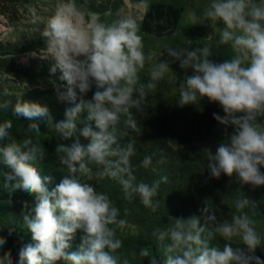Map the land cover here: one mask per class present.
Returning <instances> with one entry per match:
<instances>
[{
  "label": "clouds",
  "instance_id": "1",
  "mask_svg": "<svg viewBox=\"0 0 264 264\" xmlns=\"http://www.w3.org/2000/svg\"><path fill=\"white\" fill-rule=\"evenodd\" d=\"M139 6H146L145 0H139ZM189 16L192 24L209 21L215 28V35L209 37L230 45L234 54L217 63L210 59L213 52L207 45L165 49L185 73L191 71L178 86L177 104L199 105L206 99L224 113L213 114L225 128L226 138L208 157L212 177L235 175L241 185L264 186V0H208L201 16L195 11ZM30 23L44 24L40 34L45 48L39 55L51 60L49 78L57 84L58 99L71 106L64 119L54 123L49 112L29 108L17 97L12 111L15 126L23 128L27 137L22 145L13 137V120H0V163L11 176L5 181L6 191L12 199L20 194L34 196L21 216L33 243L19 248L16 264H121L116 254L123 247L118 228L125 221L110 197L82 177L115 180L125 198L138 197L145 209L158 211L160 187L168 176L138 180L132 164L137 156L135 141L120 144L117 138L139 131L135 113L143 110L149 94L172 71L170 64L161 59L162 52H145L133 16L107 23L86 13L78 0H64L51 18L44 21L34 15ZM154 55L155 65L146 70ZM142 74L147 78L142 79ZM93 88L92 98L86 100ZM8 106L0 104V108ZM42 127H51L64 140L76 138L70 145L57 146L58 161L67 174L51 189L52 178L43 176L40 168L45 157L39 139ZM79 137L88 142L82 144ZM160 163L145 154L139 167L157 172ZM252 203L247 197L236 200L228 220L218 218L213 204H205L188 218L170 217L165 227L152 233L163 246L162 264H264L254 255L257 248H264V234L245 211ZM78 231L82 234L78 251L69 252ZM217 237L225 242L223 247L213 243ZM13 239L8 236L9 242ZM235 241L247 254L232 246ZM6 251L0 243V264H13L11 257L5 258ZM132 255L161 264L147 247Z\"/></svg>",
  "mask_w": 264,
  "mask_h": 264
},
{
  "label": "trees",
  "instance_id": "2",
  "mask_svg": "<svg viewBox=\"0 0 264 264\" xmlns=\"http://www.w3.org/2000/svg\"><path fill=\"white\" fill-rule=\"evenodd\" d=\"M34 4L36 0H0V6L19 9L32 10ZM115 8L111 5L109 8L101 6L97 9L104 12ZM182 14V10L173 5L150 4L140 22L141 30L161 37L173 34L181 28L188 29L190 26H183L181 23ZM21 49L16 42L0 41V104L9 105L0 108V120H13L12 134L18 145H22L27 137L23 128L15 126L16 118L12 105L15 104L17 97L21 96V102L29 108L49 112L54 123L64 119L65 109L71 106L58 99L55 90L57 84L49 78L53 67L51 60L36 67L16 63L12 56ZM146 78V74H142V79ZM20 82H26L28 85L21 87ZM94 91L93 88L84 98L91 99ZM178 94L179 90L171 89L162 81L147 97L143 110L135 113L139 131L132 132L122 139L117 138L120 144L134 139L137 156L132 158V164L138 180L151 182L158 175L168 176V182L161 184L160 187L158 195L160 207L157 212L152 213L145 209L138 197L125 198L121 186L115 180L97 181L82 177L84 182L92 183L97 191L104 192L110 197L125 221L118 228V233L123 239V247L116 254L120 257L121 264L125 259L129 264H149L147 258L140 260L132 255L138 253L141 247L149 248L162 264L165 259L163 246L152 235L153 231L165 227L170 217L188 218L198 214L199 209L205 204H213L217 208L218 218L228 220L233 203L244 197L249 198L254 203L245 211L253 218L257 230L264 234V186L241 185L235 175L229 177L222 174L215 178L211 176L207 167L208 157L211 155L208 142L216 134L217 121L213 114H220L221 107L206 99L199 105L179 106ZM86 116V112L82 113L81 118L84 119ZM40 130L42 132L39 138L40 146L45 152V157L40 161L41 174L52 178L53 182L49 185L51 189L67 174L58 161L57 146L70 145L76 138L64 140L54 133L51 127H42ZM117 134H120L119 130ZM79 139L82 144L88 142L83 137ZM145 154H151L154 161H162L157 165V172H149L139 167V160ZM261 171L264 172V167H261ZM10 178L9 171L0 163V236H3L0 243L7 246L5 258L11 257L13 264H16L19 248L33 243L32 234L23 225L21 216L26 214L28 207L34 203V196L20 194L12 199L6 191L5 184ZM9 235L15 238L12 242L8 240ZM81 235L78 231L71 242L69 252L78 251ZM213 243L223 247L225 242L217 237ZM261 244L264 246V240ZM232 246L241 247L247 254L244 246L238 241ZM254 255L264 260V248H257ZM57 264L63 262L58 261Z\"/></svg>",
  "mask_w": 264,
  "mask_h": 264
},
{
  "label": "rangeland",
  "instance_id": "3",
  "mask_svg": "<svg viewBox=\"0 0 264 264\" xmlns=\"http://www.w3.org/2000/svg\"><path fill=\"white\" fill-rule=\"evenodd\" d=\"M62 2H64V0H36V4H34L35 7H33L32 10H28L27 8L19 9L0 6V41L16 42L22 47L19 53L12 56L16 63H23L36 67L47 61L41 59L39 55V53L43 55V49L45 48V43L41 38L42 34H40L43 31L44 24L38 23L34 25L31 24L30 21L34 15L46 21L52 17L58 5ZM153 3L168 4L180 8L183 13L181 20L182 25L190 27L188 29L181 28L173 34L161 37L144 33L141 30L140 22L146 8ZM207 3L208 0H145L146 6L140 7L139 0H78V6L83 7L86 13L95 14L98 19L107 23H111L119 16L135 17L140 29L139 34L143 39L145 52H152L156 55L162 52L161 59L169 62L172 71L166 75L163 82L173 90H179L178 86L180 82L183 81L186 74L191 75V71L185 73L184 70L179 67V63L174 62L172 58L168 56L165 49L185 45L192 47L207 45L213 52V56L210 59L217 63L231 58L234 54L230 45H221L217 39L209 37L215 35V28L213 29L209 21L204 20L196 24L191 23L189 13L195 11L198 17L201 16ZM111 5L116 8L104 12H99L97 9L101 6L103 8H109ZM85 19L88 20L90 17L86 16ZM31 52H36L38 55L30 57L28 54ZM156 55L153 56L151 64H146V69L155 65ZM20 83L21 87L28 85L26 82ZM219 115H224L221 108ZM227 131L231 132V129ZM225 138V128L217 122L216 134L208 142L209 152L213 153V149L218 146L220 142L225 140Z\"/></svg>",
  "mask_w": 264,
  "mask_h": 264
}]
</instances>
